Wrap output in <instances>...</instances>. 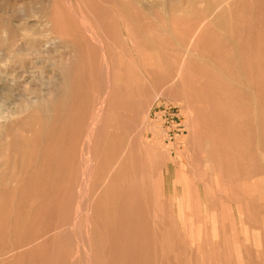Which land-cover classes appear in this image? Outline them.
<instances>
[{"label": "rangeland", "instance_id": "1", "mask_svg": "<svg viewBox=\"0 0 264 264\" xmlns=\"http://www.w3.org/2000/svg\"><path fill=\"white\" fill-rule=\"evenodd\" d=\"M0 41V264H264V0H0Z\"/></svg>", "mask_w": 264, "mask_h": 264}, {"label": "bare ground", "instance_id": "2", "mask_svg": "<svg viewBox=\"0 0 264 264\" xmlns=\"http://www.w3.org/2000/svg\"><path fill=\"white\" fill-rule=\"evenodd\" d=\"M15 1H16V0H15ZM162 1H164V0H162ZM66 2H67V1H66ZM69 2H70V1H69ZM69 2H68V3H69ZM68 3H67V4H68ZM162 3H163V2H162ZM223 3H224V1H223ZM163 4H164V3H163ZM69 5H71V4H69ZM52 6H53V5H52ZM54 6H55V5H54ZM128 6H129V5H128ZM55 7H56V6H55ZM80 7H81V6H79V8H80ZM52 8H53V7H52ZM56 8H57V7H56ZM56 8H55V10H56ZM213 8H216V7H213ZM219 8H220V7H219ZM69 9H70V8H69ZM71 9H72V8H71ZM71 9H70V10H71ZM80 9H81V8H80ZM80 9H79V10H80ZM160 9H161V8H160ZM53 10H54V9H53ZM72 10H73V9H72ZM81 10H82V9H81ZM163 10H164V9H163ZM217 10H218V9H217ZM57 11H58V10H57ZM166 11H167V10H166ZM215 11H216V10H215ZM218 11H219V10H218ZM22 12H23V11H22ZM69 12H70V11H69ZM1 13H2V12H1ZM36 13H37V12H35V15H36ZM53 13H54V12H53ZM72 13H74V12H72ZM72 13H71V14H72ZM214 13H217V12H214ZM23 14H24V13H23ZM23 14H22V15H23ZM27 14H28V13H27ZM27 14L21 16V17H22V18H21L22 21H23V20H26V19L30 16V15H27ZM37 14H38V13H37ZM43 14H44V13H43ZM50 14H51V13H50ZM81 14L83 15L82 12H81ZM38 15H41V14H38ZM54 15H55V13H54ZM54 15H51V18H52V16H54ZM58 15H60V14L58 13L57 16H58ZM72 15H73V14H72ZM74 15H75V14H74ZM76 15H77V14H76ZM76 15H75V17H76ZM210 15H211V13H210ZM215 15H216V14H215ZM32 16H33V15H31V17H32ZM36 16H37V15H36ZM42 16H43V15H42ZM42 16H41V17H42ZM57 16H54L53 19H54V18L56 19ZM77 16H78V15H77ZM84 16H85V15H84ZM84 16H83V18H84V20H86L85 22L88 23V21H87L88 18L85 19ZM213 16H214V14H213ZM33 17H34V16H33ZM58 17H59V16H58ZM72 17H73V16H72ZM116 17H117V16H116ZM211 17H212V16H211ZM44 18H45V17H44ZM61 18H62V17H61ZM77 18H79V17H77ZM80 18H81V16H80ZM35 19H36V17H35ZM18 20H19V19H18ZM39 20L41 21L40 18H39ZM39 20H38V17H37V20H36V21L39 22ZM56 20H57V19H56ZM62 20H63V19H61V21H62ZM64 20H65V19H64ZM79 20H81V19H79ZM49 21H50V20H49ZM61 21H60V25H62V24H61V23H62ZM11 22H12V21H11ZM14 22L16 23V21H14ZM17 22H18V21H17ZM19 22H20V21H19ZM27 22H28V21H27ZM54 22H55V21H54ZM78 22H79V21H78ZM29 23H31V22H29ZM39 23H40V22H39ZM39 23H38V25H40ZM46 23H47V22H46ZM80 23H83V24H84V21H83V22H80ZM7 24L9 25V23H7ZM13 24H14V23H13ZM26 24L28 25V23H26ZM44 24H45V23H44ZM44 24H43V25H44ZM54 24H55V23H54ZM56 24H57V22H56ZM85 24H86V23H85ZM8 25H7V26H8ZM47 25H48V24H47ZM50 25H51V23H50ZM58 25H59V24H58ZM88 25H90V23H88ZM36 26H37V25H36ZM55 26H56V25H55ZM82 26H83V25H82ZM56 27H57V26H56ZM61 27H62V26H61ZM89 27H90V26H89ZM89 27H88V28H89ZM5 28H6V27H5ZM24 28H25V27H24ZM27 28H28V27H27ZM27 28H25L24 31H25V30L28 31ZM29 28H30V27H29ZM31 28H32V27H31ZM53 28H54V27H53ZM91 28H92L93 30L96 31V29H94V28L92 27V25H91ZM10 29H11V28H10ZM32 29H33V28H32ZM40 29H41V28H40ZM58 29H59V28H58ZM85 29H87V28L85 27L84 30H85ZM3 30H4V28H3ZM5 30H6V29H5ZM8 30H9V27H8ZM14 30H15V29H14ZM30 30H31V29H30ZM45 30H46V29H45ZM56 30H57V29H56ZM89 30H90V29H89ZM57 31H58V30H57ZM95 31H92L91 34H93V32H95ZM8 32H9V31H8ZM8 32L6 33V35L8 34ZM47 32H48V30H47ZM47 32H46V33H47ZM49 32H51V31L49 30ZM52 32H54V31H52ZM60 32H61V31H60ZM86 32H89V31L86 30ZM20 33H21V30H20ZM22 34H23V32H22ZM28 34H29V33H28ZM87 34H88V33H87ZM18 35H19V34H18ZM38 35H39V34H38ZM88 35H89V34H88ZM96 35H98V33H96ZM2 36H3V35H2ZM19 36H20V35H19ZM45 36H46V35H45ZM93 36H95V33H94ZM24 37H25V36H24ZM24 37H23V38H24ZM90 37H91V36H90ZM95 38H96V36H95ZM95 38H94V39H95ZM20 39H21V38H17V37H16V38L9 37V36H6V37H5V39H4V43H5V45H6V48H5L6 51L3 53V54H4V57H5L4 60H6V61H8V62L10 63L11 60H12V62H13V61H14L13 59H15V62H14V63H17V64H18L17 59L15 58V56H16V55H17V56H18V55L21 56L22 53L24 52V50H26V48L29 47V45L26 46V43H25V42H23V43H25V47H26V48H25V47H22V44H21V43H20V44H21V46H20L19 43H18V41H19ZM52 40H53V39H52ZM96 40H97V39H96ZM21 41H22V40H21ZM93 41H94V40H93ZM0 42H1V41H0ZM1 43H2V42H1ZM1 43H0V45L3 44V43H2V44H1ZM31 43H32V42H31ZM38 43H39V42H38ZM38 43H37V44H38ZM53 43H54V42H53ZM94 43H95V42H94ZM96 43H99V42L97 41ZM39 44H40V43H39ZM102 44H103V43H102ZM30 45H31V44H30ZM33 46H34V45H33ZM33 46H32V47H33ZM39 46H40V45H37L38 48H39ZM41 46H42V45H41ZM2 47H3V45H2ZM34 47H35V46H34ZM42 47H43V46H42ZM45 47H46V46H45ZM100 47H101V44H100ZM104 47H105V46H104ZM38 48H37V49H38ZM101 48H102V47H101ZM5 49H3V50H5ZM103 49H104V48H103ZM0 50L2 51V48H1ZM28 50H31V49L28 48ZM33 50H34V48H33ZM35 50H36V49H35ZM36 51H37V50H36ZM42 51H44V50H42ZM38 52H39V49H38ZM40 52H41V51H40ZM45 52H46V51H45ZM48 52H51V51H48ZM48 52H47V53H48ZM104 52H105V51H104ZM104 52H103V53H104ZM0 53H1V52H0ZM24 54H25V53H24ZM35 54H36V52H35ZM106 54H107V52H106ZM0 56H2V53L0 54ZM185 56H186V55H185ZM2 57H3V56H2ZM2 57H1V58H2ZM4 57H3V58H4ZM103 57H104V55H103ZM105 57H106V56H105ZM1 58H0V59H1ZM21 58H22V60H19V61H24V60H23V57H21ZM24 59H26V58H24ZM4 60H3V61H4ZM4 62H5V61H4ZM8 62H7V63H8ZM12 62H11V63H12ZM109 62H110V61H109ZM0 63H3V62L0 61ZM9 63H8V64H9ZM23 63H24V62H23ZM32 63H33V62H32ZM182 63H183V62H182ZM21 64H22V63H21ZM34 64H35V63H34ZM5 65H6L5 67H6V70H7L8 65H7V64H5ZM13 65H16V64H12V65L10 64V66H12V67H13ZM18 65H20V64H18ZM25 65H26V64H25ZM35 65H36V64H35ZM108 65H109V64H108ZM108 65H107V66H108ZM1 66H3V65H1ZM1 66H0V73H1V70H2V71H4L3 73L5 74L7 71H5V70H4L5 68L3 69ZM47 66H48V65H47ZM110 66H111V65H110ZM30 67H34V66L32 65V66H30ZM1 68H2V69H1ZM22 68H23V67H22ZM108 68H109V67H108ZM10 69H11V68H10ZM106 69H107V68H106ZM16 70H17V69H16ZM69 70H70V69H69ZM100 70H101V69H100ZM9 71H10V70H9ZM101 71H102V70H101ZM109 71H111V70H109ZM179 71H180V70H179ZM103 72H104V71H103ZM3 73H2V74H3ZM33 73H34V72H33ZM101 73H102V72H101ZM4 74H3V75H4ZM7 74L9 75V73H7ZM110 74H111V73H110ZM135 74H136V73H135ZM3 75H2V77H3ZM107 75H108V74H107ZM41 76H42V75H41ZM178 76H179V75H178ZM0 77H1V76H0ZM8 77H9V76H8ZM38 77H39V76H38ZM43 77H44V76H43ZM107 77H108V76H107ZM180 77H181V76H180ZM6 78H7V76H6ZM9 78H11V77H9ZM15 78H16V77H15ZM26 78H27V77H26ZM3 79H4V78H3ZM7 79H8V78H7ZM11 79H12V78H11ZM21 79H22V78H21ZM40 79H41V78H40ZM43 79H44V78H43ZM45 79H47V78H45ZM51 79H52V78H51ZM54 79H55V78H53L51 81H53ZM98 79H100V78H98ZM107 79H108V78H107ZM176 79H177V78H176ZM8 80H9V79H8ZM8 80H7V81H8ZM15 80H17V78H16ZM33 80H34V79H33ZM0 81H1V79H0ZM3 81H6V79L3 80ZM43 82H44V80H43ZM15 83H16V82H14V84H15ZM47 83H48V82H47ZM98 83H99V82H98ZM109 83H110V82H109ZM108 85H109V84H108ZM11 86H12V84L10 85V87H11ZM48 86H49V85H48ZM10 87L8 86V87L6 88V90H7V92H8L7 96L10 95ZM129 87H130V86H129ZM67 88H68V87H67ZM67 88H66V89H67ZM163 89H164V88H163ZM2 90H3V89H2ZM11 90H13V88H12ZM29 90H31V89H29ZM67 90H68V89H67ZM106 90H107V89H106ZM4 91H5V89H4ZM48 91H49V90H48ZM108 91H109V90H108ZM5 92H6V91H5ZM13 92H14V91H12V94L14 95L15 93H13ZM34 92H35V91H34ZM32 93H33V92H32ZM41 93H43V91H42ZM3 94H4V93H3ZM45 95H46V94H45ZM45 95H41V94H40V95H38V98H37V97H34L35 100H36V98L38 99V101H39V107H38V109H39L40 111L43 110V113H47V112H48V111H47V109H48V107H49L48 102H50V101H47ZM106 96H107V95H106ZM3 97H4V96H3ZM11 97H12V96H10V98H11ZM107 97H108V96H107ZM5 98H7V97H5ZM10 98H9V99H10ZM34 98H33V100H34ZM54 98H55V97H53V99H54ZM105 98H106V97H105ZM157 98H158V96H157ZM7 99H8V98H7ZM27 99H28V98H27ZM48 99H49V98H48ZM53 99H51V100L54 102L56 98H55L54 100H53ZM33 100H32V101H33ZM99 100H100V98H99ZM38 101H37V102H38ZM100 101H101V100H100ZM103 101H105V100H103ZM31 103H33V102H31ZM100 104H101V102H100ZM102 104H103V103H102ZM9 105H10V104H9ZM28 105H29V104H28ZM104 105H105V103H104ZM166 105H167V104H166ZM30 106H31V105H30ZM1 107H2V106H1ZM32 107H33V106H32ZM32 107H31V109H32ZM99 107H100V106H99ZM18 109H19V108H18ZM23 109H24V108H23ZM25 109H26V108H25ZM33 109H34V108H33ZM96 109H97V108H96ZM36 110H37V109H36ZM5 111H6V110H4V112H5ZM15 111H16V110H15ZM17 111H18V110H17ZM22 111H23V110H22ZM31 111H33V110H31ZM31 111H30V112H31ZM49 111H50V110H49ZM97 111H98V110H97ZM103 111H104V108H103ZM103 111H102V112H103ZM1 112H2V111H1ZM30 112H29V113H30ZM36 112H37V111H36ZM38 112H39V111H38ZM100 112H101V110H100ZM2 113H3V112H2ZM2 113H1V114H2ZM24 113H25V111H24ZM96 113H97V112H96ZM1 114H0V115H1ZM31 114H32V113H31ZM52 114H53V113H52ZM98 114H99V113H98ZM98 114H96V117H98ZM2 115H3V114H2ZM2 115H1V118H2ZM13 115H14V114H13ZM144 115H145V114H144ZM30 116H32V115H30ZM142 117H143V116H142ZM31 118H33V117H31ZM93 118H94V117H93ZM3 119H4V118H3ZM33 119H34V118H33ZM97 119H98V121H100L99 118H97ZM145 119H146V118H145ZM94 120H95V119H94ZM94 120L92 119V121H94ZM90 121H91V119H90ZM96 121H97V120H96ZM96 121H95V122H96ZM44 122H45V120H44ZM93 124H95V123H93ZM0 125H2V124H0ZM5 125H7V124H5ZM97 125H98V124H97ZM95 126H96V125H95ZM127 126H128V125H127ZM141 126H142V125H141ZM141 126H140V127H141ZM48 127H49V126H48ZM96 127H97V126H96ZM96 127H94V128H96ZM98 127H99V126H98ZM155 127H156V126H155ZM45 128H46V127H45ZM45 128L43 127V129H45ZM90 128H91V127H90ZM151 129H152V127H151ZM0 130H1V129H0ZM89 130H90V131H91V130L93 131V129H89ZM92 131H91V133H92ZM94 131H95V129H94ZM94 131H93V132H94ZM88 134H89V133H88ZM90 135H91V134H90ZM90 135H89V136H90ZM86 138H87V137H86ZM90 138H91V137H90ZM88 139H89V138H88ZM92 139H93V138H92ZM91 141H92V140H91ZM90 144H91V143H90ZM84 147H85V146H84ZM84 149H85V148H84ZM82 150H83V148H82ZM89 150H90V146H89ZM83 152H84V150H83ZM87 152H88V151H87ZM88 153H89V152H88ZM83 154H85V153H83ZM90 154H91V153H90ZM86 155L88 156L87 153H86ZM88 158H89V157H88ZM90 159H91V158H90ZM87 160H89V159H86V161H87ZM89 163H91L90 160H89ZM81 164H82V163H81ZM29 166H31V165H29ZM84 166H85V165H84ZM31 167H32V166H31ZM31 167H28V168L31 169ZM88 167H89V166H88ZM25 168H27V166H25ZM16 169H17V168H16ZM89 169H90V168H89ZM26 170H27V169H26ZM26 170H24V171H26ZM83 170H84V169H83ZM30 171H31V170H30ZM15 172H16V170H15ZM27 172H28V171H27ZM12 173H13V172H12ZM12 173H11V175H12ZM89 174H90V172H89ZM207 174H208V173H207ZM15 176H17V175H15ZM82 176H83V173H82ZM7 177H8V176H7ZM20 178L22 179L23 176H21ZM83 179H84V178H83ZM83 179H82V180H83ZM88 180H89V179H88ZM20 181H21V180H20ZM89 182H90V181H89ZM11 183H12V182H11ZM14 184H15V183H14ZM89 184H90V183H89ZM89 184H88V185H89ZM135 184H136V183H135ZM15 185H16V184H15ZM15 185H13V186H15ZM82 185H83V184H82ZM83 186H84V185H83ZM89 188H90V187L88 186V189H89ZM217 188H218V187H217ZM84 196H85V195H84ZM83 200H84V199H83ZM78 202H79V201H78ZM82 202H83V201H82ZM88 204H89V203H88ZM77 205H78V204H77ZM81 205H82V204H81ZM88 207H89V206H88ZM80 209H81V208H80ZM82 209H83V207H82ZM82 209H81V211H82ZM88 209H89V208H88ZM88 211H89V210H88ZM86 212H87V211H86ZM86 212H85V213H86ZM90 212H91V211H90ZM75 213H78V212H75ZM79 214H80V213H78V215L76 214L77 217H79ZM80 215H81V214H80ZM85 215H86V214H85ZM88 218H89V217H87V219H88ZM73 219H74V218H73ZM78 219H79V218H77V220H78ZM74 220H75V219H74ZM87 221L89 222V219H88ZM80 223H81V222H79V224H80ZM79 226H80V225H79ZM87 226H88V225H87ZM71 227H72V226H71ZM80 227H82V226H80ZM78 228H79V227H78ZM78 228H77V229H78ZM71 229H72V228H71ZM73 229H74V228H73ZM79 229H80V228H79ZM74 230H75V229H74ZM86 230H87V229H86ZM79 231H80V230H79ZM87 231H88V230H87ZM81 232H82V230H81ZM81 232H80L79 234H81ZM71 233H72V232H71ZM86 233H87V232H86ZM63 234H64V233H63ZM73 234H74V233H73ZM75 234H76V233H75ZM81 235H84V234L82 233ZM89 235H90V234H89ZM255 235H256V234H255ZM79 236H80V235H79ZM86 236H87V234H86ZM86 238H88V237H86ZM81 239H82V238H81ZM85 240H86V239H85ZM87 240H88V239H87ZM77 241H80V240H77ZM83 241H84V240L82 239V242H83ZM83 244H84V242H83ZM81 245H82V244H81ZM81 245H80V246H81ZM78 246H79V243H78ZM84 246H85V245H84ZM88 246H91V245H88ZM82 247H83V246H82ZM85 249H86V248H85ZM89 250H90V249H89ZM91 250H92V247H91ZM84 251H85V250H84ZM84 251H83V252H84ZM86 253H88V252L86 251ZM76 254H77V253H76ZM76 254H75V255H76ZM89 254H91V252H90ZM89 254H88V255H89ZM4 255H5V254H4ZM77 256H78V255H76V257H77ZM4 257H5V256H4ZM87 257H89V256H87ZM89 260H90V259H89ZM81 262H82V261H81ZM90 264H91V262H90Z\"/></svg>", "mask_w": 264, "mask_h": 264}, {"label": "built area", "instance_id": "3", "mask_svg": "<svg viewBox=\"0 0 264 264\" xmlns=\"http://www.w3.org/2000/svg\"><path fill=\"white\" fill-rule=\"evenodd\" d=\"M154 116L160 117L169 141L173 142L182 133L183 126L171 108L165 106L157 107L154 111Z\"/></svg>", "mask_w": 264, "mask_h": 264}]
</instances>
